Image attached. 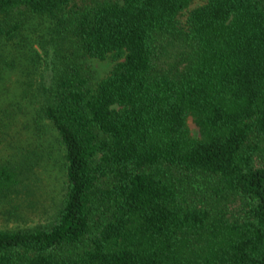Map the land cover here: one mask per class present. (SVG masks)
<instances>
[{"label":"trees","instance_id":"obj_1","mask_svg":"<svg viewBox=\"0 0 264 264\" xmlns=\"http://www.w3.org/2000/svg\"><path fill=\"white\" fill-rule=\"evenodd\" d=\"M192 1L0 0V41L20 11L74 46L32 119L7 115L0 54V202L31 190L43 137L65 172L51 218L0 228V264H264V0H205L181 22Z\"/></svg>","mask_w":264,"mask_h":264},{"label":"rangeland","instance_id":"obj_2","mask_svg":"<svg viewBox=\"0 0 264 264\" xmlns=\"http://www.w3.org/2000/svg\"><path fill=\"white\" fill-rule=\"evenodd\" d=\"M80 0H74L78 3ZM205 0H193L190 6L179 15L183 22L188 9ZM22 19L23 25L16 36L10 40L0 41V54L7 62L3 63L5 77L3 103L9 105L8 116L32 119L35 110L47 95L53 78V62L62 56L71 55L74 46L69 42L56 43L49 30L50 21L38 14L15 12ZM95 77H103L114 65L110 56L104 59H89ZM186 125L192 137H199V130L192 116L186 119ZM54 130H52V133ZM47 135V134H46ZM12 140L10 137H8ZM44 143L52 149L44 151L40 158L34 160L31 174V190L20 200L11 204L3 199L0 202V228H18L32 225L51 218L58 208L65 181L62 145L46 136ZM20 144V143H16ZM21 145V144H20ZM22 147V146H19ZM16 147L3 142V157L13 156ZM9 153V154H7ZM14 205V206H13ZM14 210L18 213L15 215ZM13 212V213H12Z\"/></svg>","mask_w":264,"mask_h":264}]
</instances>
